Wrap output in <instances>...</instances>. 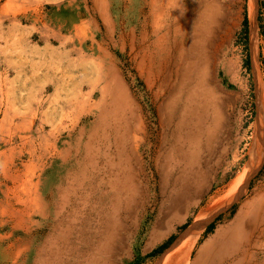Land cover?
I'll return each instance as SVG.
<instances>
[{
    "label": "rangeland",
    "instance_id": "obj_1",
    "mask_svg": "<svg viewBox=\"0 0 264 264\" xmlns=\"http://www.w3.org/2000/svg\"><path fill=\"white\" fill-rule=\"evenodd\" d=\"M263 115L264 0H0V264H264Z\"/></svg>",
    "mask_w": 264,
    "mask_h": 264
},
{
    "label": "bare ground",
    "instance_id": "obj_2",
    "mask_svg": "<svg viewBox=\"0 0 264 264\" xmlns=\"http://www.w3.org/2000/svg\"><path fill=\"white\" fill-rule=\"evenodd\" d=\"M156 1L157 0H155V3H156ZM191 114V111H190V113H188V116ZM264 116V115H263ZM206 117H204L203 119H201L200 121H199V123L201 124H203V125H205L206 123L204 122L206 119H205ZM263 124H264V122H263ZM191 138V137H190ZM186 144H188L187 146L189 147V148H191V149H195V147H196V143H195V141L191 138L190 139V142H188V140H186ZM257 201V200H256ZM259 201H261V200H259ZM256 205H255V202L253 201V202H251V203H249L248 204V206H247V208H246V212H245V214L246 215H248V214H250L251 213V211L254 209V207H255ZM257 207V206H256ZM256 209V208H255ZM203 230V229H202ZM194 245V244H193ZM185 255V254H184ZM188 254H186V258L185 259H187V256ZM182 257H183V255H182ZM179 259H181V258H179ZM178 259V260H179ZM183 260V259H182ZM181 260V261H182ZM184 261V260H183ZM180 263V262H179ZM176 264H177V262H176ZM181 264H182V262H181ZM186 264H187V261H186Z\"/></svg>",
    "mask_w": 264,
    "mask_h": 264
},
{
    "label": "trees",
    "instance_id": "obj_3",
    "mask_svg": "<svg viewBox=\"0 0 264 264\" xmlns=\"http://www.w3.org/2000/svg\"><path fill=\"white\" fill-rule=\"evenodd\" d=\"M245 22V19H243V23ZM172 236H169L164 242H162L161 244H159L156 248H154L151 253L152 254H156L157 252H159L162 248H164L171 240Z\"/></svg>",
    "mask_w": 264,
    "mask_h": 264
}]
</instances>
